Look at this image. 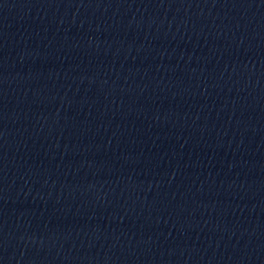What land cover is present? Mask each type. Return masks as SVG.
I'll return each mask as SVG.
<instances>
[{"label":"water","instance_id":"1","mask_svg":"<svg viewBox=\"0 0 264 264\" xmlns=\"http://www.w3.org/2000/svg\"><path fill=\"white\" fill-rule=\"evenodd\" d=\"M0 264H264V0H0Z\"/></svg>","mask_w":264,"mask_h":264}]
</instances>
